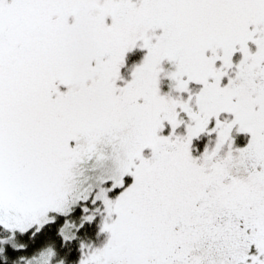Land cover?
Returning a JSON list of instances; mask_svg holds the SVG:
<instances>
[{"label":"snow or ice","instance_id":"6c2138e0","mask_svg":"<svg viewBox=\"0 0 264 264\" xmlns=\"http://www.w3.org/2000/svg\"><path fill=\"white\" fill-rule=\"evenodd\" d=\"M0 264H264V0H0Z\"/></svg>","mask_w":264,"mask_h":264}]
</instances>
